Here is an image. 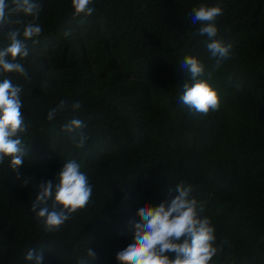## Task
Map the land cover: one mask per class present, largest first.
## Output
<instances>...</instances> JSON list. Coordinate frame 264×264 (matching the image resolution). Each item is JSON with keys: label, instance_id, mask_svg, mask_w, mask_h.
Returning <instances> with one entry per match:
<instances>
[{"label": "trees", "instance_id": "obj_1", "mask_svg": "<svg viewBox=\"0 0 264 264\" xmlns=\"http://www.w3.org/2000/svg\"><path fill=\"white\" fill-rule=\"evenodd\" d=\"M37 2L42 34L20 61L30 81L4 74L22 86L28 155L19 175L0 164V264H33L23 259L32 247H42L43 264H78L88 248L91 264H117L138 209L158 206L181 181L214 228L210 264H264V0H93L88 17H74L71 0ZM201 4L222 7L217 38L232 49L219 68L200 23H191ZM15 27L0 31V48ZM187 55L204 63L218 110L202 114L181 102L191 83L179 66ZM61 100L81 107L49 121ZM72 118L86 124L84 148L63 129ZM68 160L88 175L92 196L45 233L30 210L36 186Z\"/></svg>", "mask_w": 264, "mask_h": 264}, {"label": "clouds", "instance_id": "obj_2", "mask_svg": "<svg viewBox=\"0 0 264 264\" xmlns=\"http://www.w3.org/2000/svg\"><path fill=\"white\" fill-rule=\"evenodd\" d=\"M93 0H71L74 17H88L94 12ZM41 10L37 0H0V31L9 24L21 25L8 29L5 38L7 46L0 48V164L7 161L12 171H17L25 162L28 155L27 146L22 140V134L27 131L21 112L22 86L13 84L4 74H16L30 81L28 71L20 62L30 55L28 43L39 42L42 27L36 23ZM31 17L25 23L22 19H15L20 15ZM222 14V7L201 4L189 13L191 23H200L198 33L206 36V48L215 67L230 57L232 45L218 39L216 18ZM70 35L65 32V36ZM180 68L190 75L191 83L183 85L181 102L190 110L207 114L220 107V98L210 86L205 76V65L198 58L187 55L179 63ZM211 79V73H207ZM70 107L71 111H78L79 102L69 105L61 100L50 109L47 119L52 121L59 111ZM86 124L72 118L63 125L64 131L72 133L71 142L76 148H84L88 135L84 131ZM30 180V178H27ZM27 180H23L27 183ZM37 187V194L31 204V212L38 223L42 224L45 233H54L70 218L71 214L82 209L89 203L92 196V185L88 175L81 171V165L75 160L63 163L55 179L42 182ZM193 187L184 181L174 188L168 189V198L158 206L143 205L137 211L139 220L132 225L131 242L117 252V264H210L217 249L214 247V228L207 217H201L204 212V202L198 201L193 195ZM174 258H170L172 254ZM95 252L90 248L86 256L78 260V264H91ZM25 261L33 264H43L42 247L29 248L23 256Z\"/></svg>", "mask_w": 264, "mask_h": 264}]
</instances>
